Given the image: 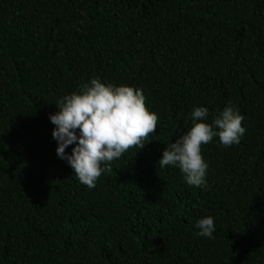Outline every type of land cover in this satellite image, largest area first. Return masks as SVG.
I'll list each match as a JSON object with an SVG mask.
<instances>
[{
	"label": "trees",
	"instance_id": "trees-1",
	"mask_svg": "<svg viewBox=\"0 0 264 264\" xmlns=\"http://www.w3.org/2000/svg\"><path fill=\"white\" fill-rule=\"evenodd\" d=\"M92 78L159 116L95 188L50 121ZM229 104L246 133L203 146L206 187L160 168L194 108ZM0 264H264V0H0Z\"/></svg>",
	"mask_w": 264,
	"mask_h": 264
},
{
	"label": "clouds",
	"instance_id": "clouds-1",
	"mask_svg": "<svg viewBox=\"0 0 264 264\" xmlns=\"http://www.w3.org/2000/svg\"><path fill=\"white\" fill-rule=\"evenodd\" d=\"M59 111L50 115L55 125L53 139L58 143L57 156L73 169L80 183L95 188L111 164L133 148L142 149L157 132L159 116L150 111L142 89L129 85L104 83L98 78L81 84L79 91L66 94L57 104ZM207 107L191 112L192 127L175 142L167 144L160 168H178L190 186H207L209 164L203 146L219 138L230 147L239 144L246 133L245 117L238 108L227 105L212 122ZM75 145L71 153L66 149ZM197 235L212 237L214 218L207 216L197 222Z\"/></svg>",
	"mask_w": 264,
	"mask_h": 264
}]
</instances>
